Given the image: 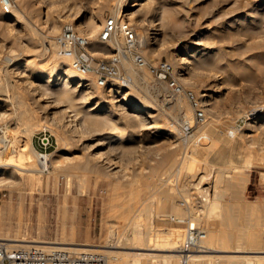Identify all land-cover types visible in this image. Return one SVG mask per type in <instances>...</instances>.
Segmentation results:
<instances>
[{
  "label": "rangeland",
  "instance_id": "rangeland-1",
  "mask_svg": "<svg viewBox=\"0 0 264 264\" xmlns=\"http://www.w3.org/2000/svg\"><path fill=\"white\" fill-rule=\"evenodd\" d=\"M102 1L104 0H11V9L14 7L15 13L19 16L15 22H8V24L6 21L9 20V14L6 15L8 12H4L0 6V75L3 70H8L7 77L14 84V89H17L15 92L26 99L24 101L34 109L36 119L44 125L38 131L47 128L50 132L53 145L47 151L51 153L52 161L49 162L54 165V169L50 172L52 166L47 168L49 170L35 172L31 183L28 175L27 179L25 178L27 181L22 182L23 185L20 182L0 185V190L6 193L5 196L0 197V227H5L6 220L9 218L12 222L20 218L21 232L26 238L60 239L64 236L66 240L75 242L105 244L110 243L109 235L113 233L115 238L120 239L118 242L122 246L112 247V249L127 253L168 252L138 248L146 247V244L152 243V240L146 241L141 236L136 240H126L125 236L133 230L142 231L147 224L152 229L151 232L170 226L184 231L181 224L165 219L160 220L154 215L155 201L162 199V194L156 193L151 184L156 178V180L165 179L163 180L165 182L171 177H167L163 169L154 170L156 166L160 168L161 159L167 156L166 153L170 154L168 157H177L176 160L178 156L181 158V155L184 158L187 157L182 161V168L186 170L191 167L204 169L203 158H207L206 160L215 166L223 164L222 160L215 158L214 151L219 149L225 150L224 154L230 156L235 164H244L243 157L238 153L242 141L236 133L241 130V126L234 117L239 112L240 115L238 114L237 118L244 117V114L251 112L252 109L256 112L264 111V30H261L262 27L264 29V0H247L249 3L246 0H142L126 9V11L134 10V16L129 22L146 38L145 45L139 48L148 64L159 59H166L172 64L176 80L184 88L193 90L199 98L205 112L203 121L195 118L194 109L185 96L178 95L171 98L172 94L165 83L162 84L159 79L151 75L147 67H144L146 75L139 78L132 75L133 69L129 70L122 65V70L129 79L125 82L112 80L119 82L122 89V93L114 94V96L108 94V86L97 85L95 76L88 73L85 74L86 82L89 83L88 88L82 89V91L88 90L87 98L76 95L70 101L57 100L50 91L39 97L43 87L57 85L58 81H54L57 79V73L53 65L61 59L55 60L46 56L42 50L41 38L36 40L32 38L31 30L45 35L55 19L54 21L59 24L58 30L54 33L56 37L64 23L71 22L75 25L72 13L79 9H81L79 14L92 10L95 15L100 10L98 13L102 12L104 20L112 13L104 7L105 1ZM20 4L23 7L20 8ZM254 28L259 31L258 34H253L251 30ZM76 29L88 35L85 28L76 27ZM92 38L90 51L96 57L109 56L114 51V45L108 40L100 41L99 38ZM96 48L101 49L102 52H96ZM204 50L211 64L210 62L203 64L196 59L195 56ZM185 52L189 53L191 62H178L179 54ZM36 71L45 75H49L51 71L53 74L51 80L47 82V79L43 78L44 81H40L33 74ZM28 81H32L33 86L40 83L42 87H39L40 89L37 87L35 92H32L31 87H28ZM203 92L207 93V96H201ZM211 95H213L212 103L204 105ZM122 97L139 105L142 116H132L131 109L123 108V101H116ZM176 97H178L177 100ZM91 104L92 106H89ZM179 104H181L180 109L176 108ZM94 105L98 107L91 111L93 116L107 114L105 110L111 111L109 115L111 120L108 119L109 122L105 123L107 125L100 127L101 129L89 131L74 129V124L82 120L84 111ZM66 106H68L67 110L71 111L65 110ZM212 106L214 107L211 109ZM8 107V105L0 106V111H4V119L7 115L5 112H10ZM188 107L191 109L190 124L192 126L188 132H185L181 125L182 121L179 122V120H181L182 108ZM205 108H209V111ZM244 109L247 111L243 112ZM213 110L214 112L218 110V114L215 112L217 118L219 115L218 119L213 116ZM69 113L76 114L72 122H69ZM52 119L56 123H53ZM211 119L214 122L217 121V127L214 128L213 133L206 134L210 127L208 121ZM34 120L35 118H32L30 122ZM57 124L59 125L56 126ZM173 125L182 132L172 134L169 129ZM205 128L206 130L201 134L200 131ZM38 131L32 138H37ZM193 133L194 139L191 137ZM100 137L103 142L93 146L95 140ZM24 139L25 137L18 133L10 146L13 147ZM196 144L199 146L198 149L194 147ZM191 145L193 147L189 148ZM201 147H208V149L204 151L205 149ZM200 150L203 153H200ZM10 154L14 161H17V152L14 150ZM231 154L236 156L233 157ZM259 155L260 158L249 161L248 166L243 168L232 167V163L230 165L226 162L228 169L236 173L244 171L247 180L245 191L241 193L242 195L240 194L241 196L236 198L225 191L220 201L223 203L222 206L231 202L248 206L244 210L245 214L238 213L239 219L234 218L237 220L235 225L238 224L243 228L241 231L244 233L240 231L243 236L257 234L260 237L257 245L264 246V222H261L264 221L261 220L264 219L261 218L264 216V180L261 176L264 172V149ZM208 172L212 174L213 169L206 172L208 176L205 175V178L209 181L212 176ZM173 178L171 177V182H168L169 185L170 183L172 185L174 181L176 184V178L175 180ZM146 182H150V185ZM187 183L191 182L187 180ZM187 183L184 184L185 191L182 189L179 191L180 188L174 183L172 185L174 188L170 187L172 192H175L174 203H181L188 198L186 205L190 203L201 218L206 220L213 217L214 215H205L201 210L202 204H199L203 201L201 193L198 189L194 190L192 185H189L192 186L190 191ZM132 188L139 190L137 192L139 195L134 191L135 196L132 197L133 195L129 194L131 193L129 189ZM187 191L189 196L183 197ZM191 192L195 194H190ZM190 195L194 198L198 197L195 200ZM191 199L197 201L195 202L197 206ZM151 201H154V206L152 203L150 205ZM253 203H259L262 206L258 210L261 211L259 215L263 214L260 220L257 218L258 213L250 209ZM180 206L181 204H178L173 211L178 210L176 213H179L182 210ZM141 211L145 213L142 214ZM166 211L173 214L171 205ZM224 212H226L225 209ZM224 212L222 210L221 213L226 215ZM215 213V216L219 215L220 219H225V216L222 217V214H219V210L218 215L217 212ZM139 217L140 220L135 222ZM218 217L212 218V221H209L210 224L207 220L195 224L201 226L203 230L205 226L211 228V224H214L212 227L217 226L221 233L227 229L230 232L235 226L232 222L235 221L234 219L229 221L232 223L231 226L227 223L228 226L225 223L221 224L222 221H219ZM217 221L220 224L215 225ZM234 229L231 231L232 234H238L240 228L237 229L238 233ZM243 240L246 241V238ZM126 241L129 245L134 244L135 247L123 246L126 245L124 243ZM233 244H236L235 236L231 238L230 245ZM242 245L250 246L246 242ZM130 258L131 256H128L124 259ZM150 260L149 262L146 256H141L142 264H174L172 259H164L160 255ZM199 263L226 264L227 259L207 258ZM241 263L242 261L239 262Z\"/></svg>",
  "mask_w": 264,
  "mask_h": 264
},
{
  "label": "bare ground",
  "instance_id": "bare-ground-1",
  "mask_svg": "<svg viewBox=\"0 0 264 264\" xmlns=\"http://www.w3.org/2000/svg\"><path fill=\"white\" fill-rule=\"evenodd\" d=\"M104 1H102V2H104V7H106L107 9H109L111 11V13H112L111 16H114L117 20H120V19L128 20L129 19L128 21L132 20V17L134 16V10L126 11V9L142 2V0H104ZM251 4H252V2H251ZM21 5L22 4H20V8L23 7ZM77 8H79V7H77ZM97 9L99 10L100 8L98 7ZM76 11L77 12H73L74 14L72 13V15H73L72 19L75 20L74 26L75 27H83L88 31V35L91 38H89V36L86 34H85V36L89 39V42L91 44L92 39H93L92 37L99 38V33L101 31V28L103 27V24H104L106 18L103 20L102 12L98 13L100 10L97 12L96 15L93 14L92 10H86L82 14H79V11H81V9L76 10ZM7 14H9L8 15L9 20L6 21L7 22L6 24H8V22L9 23L15 22L17 17L19 16L18 14L15 13L14 7H12V9L10 8L8 13H6V15ZM54 20L55 19H53L52 24L50 23L51 25L48 28L49 30L47 29L45 35H40L34 30H31V32H30L32 38H34L35 40L41 38L42 50L46 54V56L52 57L55 60H57L58 58L61 59L59 62L57 61V63H54V65H53V67L56 69V73H57V79L54 80L55 82L58 81V83H56L57 85L52 86L50 84L51 86H48L45 88L43 87L39 93L40 94L39 97L44 95V93H47L48 91H50V93H52L54 95L55 99H57V100H68V101H70L76 95H79L80 98H87L88 96L86 94H87L88 90L86 89L87 91L86 90L82 91L83 88H88V84H89L88 82H86L85 74L80 73L74 67L73 61H72L73 57L63 56L58 51V43H57V36L58 35L55 37L54 33H56V31L58 30L59 24H57ZM255 29L256 28L253 29L254 31L250 29L252 32H254L253 34H256L257 32H259L257 29L255 32ZM261 30H264L263 27ZM245 31H247V30H245ZM249 32L250 31L248 29V33ZM259 36H261V35H259ZM140 38H142V39L140 40ZM46 41H47V43H45ZM108 41L114 45L115 49L118 47L119 48L121 47L120 45L122 44L123 36H122V33L119 31V29H117L114 32L112 38H110ZM145 43H146L145 36H143V34H141L137 30V47H138V49L140 50V48L142 46H144ZM96 50H97V48H96ZM96 52H102V50L98 49ZM110 55H111V53L109 54V56ZM195 57L197 60H199L203 64H206V63L209 64V62H210V58L207 57L205 50L202 51L201 53L197 54V56H195ZM122 58H123L122 65L129 70L133 69L132 75L134 77L137 76L140 78L141 76L146 75L144 67L138 66L134 62L132 56H130L129 54H124V55H122ZM66 60H67V62H65ZM190 60H191V58H189L188 52H185L184 54H181V55L179 54V56L177 57V61L178 62L180 61L181 63H189V62H191ZM211 63L212 62H210V64ZM19 65H20V63L18 64V66ZM190 71H188V73H190ZM7 72H8V70L5 69L2 71V74L0 75V106L8 105L9 107L7 109L10 111L9 113L5 112V114H7L6 119H4V117H5L4 111H0V129H2L0 131V185L5 184V183L6 184L7 183L8 184H13V183L16 184L17 182H20V184H22V182H24L27 179L26 177L28 175H29V179L31 180L30 181V183H31L33 178H34L35 172H37V171L39 173L42 172L44 165L47 168L52 166V168H50V170L47 169L50 172L54 169V165H51L52 162H49V161H52V160H50L51 153L40 155L38 149H36L37 147L35 148L34 145L32 144L33 134L36 131H38V129L41 126L43 127L44 125L42 123H40L39 119H36L37 116L34 112V109L32 107H30L31 105L30 106L27 105L28 104L27 102H26L27 104L25 103L26 99L22 98L20 95H18L15 92V91H17V89L16 88L14 89V84H12V82H10L8 80L9 77H7ZM33 74L35 77L37 76L40 81H44L43 78H46L47 82L51 80L50 78L53 75L51 73V71H50L49 75H45L44 73H39L38 71L34 72ZM250 74H251V72H250ZM250 77H252V76L250 75ZM115 81H117V80H115ZM31 82L32 81H28V84H29L28 87H31L32 92H35L37 87L38 88L42 87V84H40V83H39V85L33 86ZM160 82L162 84H164L163 81L160 80ZM95 83L97 84L96 80H95ZM118 83L111 81L108 83V85H106V86H108L107 91L109 92L108 93L109 95L114 96V94L122 93L121 86ZM46 89H48V90H46ZM171 94H172L171 98H173V96L179 95V94L176 95L173 93H171ZM204 95L207 96V93L203 92L201 94V96H204ZM212 97H213V95H211V97H209V99L204 103V105L211 104L212 103L211 99H213ZM177 98L178 97H176L175 99L177 100ZM24 99H25V101H24ZM116 101H123L122 107L125 109H131L132 113H130V114L132 116H142L143 113H140V109L138 108L139 105H136L131 100L122 97V98L116 99ZM176 104H177V102L174 104V106ZM89 106H92V104ZM97 107H98V105H94L93 107L87 108L83 113L84 115H83L82 120H80L79 122H76L75 124L73 123L75 125L74 129L80 128V129H83V131L84 130L89 131V130H97L102 126H106L107 124H105V123L109 122L108 119L110 118L109 115H110L111 111L105 110V113L108 112L107 114L100 115V116L99 115L93 116L91 111L96 109ZM213 107L214 106H212L211 109ZM67 108H68V106H66L64 109L67 110ZM176 108L180 109L181 104L177 105ZM205 110L209 111V108H205ZM214 110H216V108ZM214 110L212 111V114L214 113L213 116H216V119H218L219 118V115L217 118L218 110L215 111L217 114H215ZM252 110H251V112L249 111V113H245L244 117L237 118L238 114L240 112L237 113L236 117H234L238 120V125L241 126L240 127L241 130L236 131V133L238 134V136L240 137V139L242 141V144H241V147H240V150L238 151V153L243 157V160H244L243 165L235 164V162H232V159L230 156H229L230 157L229 158L228 155L224 154L225 150L222 151L223 149H219L217 151H214V154L216 156L215 158L218 157L219 160H222L223 164H218L215 166V165L209 163L206 160L207 158H205V159L203 158L202 160H204L203 162L205 165V166H203L204 169H200V167H196V169H194L191 167L190 169L186 170L185 168L184 169L182 168V164H183L182 161L187 159V157L184 158V156L182 157V155H181V158H180V156H178V159H177L178 161H177L176 160L177 157H170V156L168 157L169 153H166L167 156H165V157H163V159H161V162H160L161 164L159 163L160 168H158L157 166L155 167L156 169L154 168V170L163 169L164 173L166 174L167 177L171 176V177L176 178V184H175V181L173 183L176 185V187L180 188L179 191H182V190L185 191L184 190V186H185L184 184H185V182L187 183V180H188V182L190 181L191 182L190 184L187 183L188 189L193 186L194 190L198 189V191L201 193V195L200 194H198V195H200L202 197L203 201L201 199L202 203H199V204L200 205L202 204L201 210L205 213V215L207 214L208 216H211V215L215 216V214H216L215 212H217V215H218V210H219V214L220 215L222 214V217L225 216L224 217L225 219H223V218L220 219L221 216L218 217L219 215L215 216V217H218L219 221L220 220L222 221L221 224L225 223L228 226H229V224H230V226L232 225V223H230L232 221L231 219H234V218L239 219L240 216L239 217H237V216L239 214L241 215V213H244L245 208H248V206L246 204H237V203L232 204V202H231V204L226 202L227 204L226 205L224 204L222 206L223 203H221L220 198H221V195L223 194V192L228 191L231 196L237 198V197L241 196L243 194V192L245 191V185H246V180H247V176H246L244 171H240L239 173L238 172L236 173V172H234V170L228 169L227 164L230 163V165H231V163H232V167H239V168L246 167V166H248L249 161H251L253 159L260 158L261 156L259 154L264 149V111L256 112L255 110H253V111ZM67 111H71V110L68 109ZM246 111H247V109L243 110V112H246ZM190 112H191V109L189 107L188 108H182V110H181L182 114L180 116L181 120H179L177 118L179 120V122L182 121L181 125H184V124L191 125L190 123L192 120L191 119L192 115ZM130 114H129V116H131ZM75 115H76L75 113H69L68 114V116H70L69 122H72L75 120ZM32 118H35V120L30 122V120ZM213 118H215V117H213ZM110 120H111V118H110ZM52 122L56 123V121H54V119H52ZM216 122L212 121V119L210 121H208V124H209L208 126H210V127L208 129V132H206V134L207 133L209 134V132L211 133L214 130V128L217 127ZM58 125L59 124H57L56 126H58ZM112 126H114V125L112 124ZM78 129H76V130H78ZM169 130H170V132H172V134L173 133L179 134L182 132L179 128L175 127L174 125L172 127H170ZM205 130H206V128L204 130L200 131V133L202 134V132ZM18 133H20L21 136L25 137V139L22 140L20 143H16L13 147H11L10 144H12L13 138ZM12 134L14 136H12ZM183 136L185 137V135H183ZM193 136H194V133H193V135H191V137L193 138ZM174 137H175V135H174ZM184 137H183V139L182 138L181 139L184 140L185 139ZM191 137H190V139H191ZM199 137H197V138H199ZM33 139H34V137H33ZM102 142L103 141H102L101 137L97 138L95 140V142L93 143V146H97V145L101 144ZM179 142H177V143H179ZM180 143H182V142H180ZM206 146H208V145L206 144ZM192 147L193 146L191 145L189 148H192ZM194 147L196 149L199 148V146H197V144ZM208 147H201V148L203 150L205 149L204 151H206V148L208 149ZM231 148H233V147H231ZM14 150L17 152V161H14L12 154H10V152H12ZM191 152H193V151H191ZM234 152H235V148H234ZM200 153H203V152L201 151ZM228 153H229V151H228ZM191 154H190V156H191ZM205 156H203V157H205ZM234 156H236V155H234ZM239 159H240V157H239ZM38 160H39V163H38ZM198 160H200V159H198ZM196 162H198V161H196ZM226 162H228V163L226 164ZM176 163H178V164H176ZM175 164H176V166L174 167ZM184 164L186 165V162ZM201 168H202V166H201ZM211 168L213 169V173L211 174L210 172H208L212 176L211 180L208 181L205 178V175H207L206 172L209 171V169H211ZM261 176H262V179L264 180V172H262ZM171 177L169 178L170 181H168L169 179H167V181H165V182L163 181L165 179H163V180L159 179V178H158V180H156L157 178L155 180L153 179L154 181L152 182L151 185H153L155 192L162 194V199H158L157 201H155L156 207H154V215L159 217L160 220L161 219L170 220L169 217L171 214L169 212H167L166 209L171 205V209L173 211V209H175L178 204L179 205L181 204L180 207L182 208V210L179 209L181 212L179 211V213H176V212H178V210L175 211L176 210L175 209L174 210L175 215L178 214L179 217H187L188 221H191L194 224L199 223V222L203 223L206 220L208 223H209V221H212L211 219L215 218L214 216L211 218H206V220H205L204 218H201V216H199V214H197V210L193 209L190 206V203H189V205L188 204L186 205V203H188V198H186L182 202L180 201L181 203H178V204L174 203L175 198L173 199V196H174L175 192H172V190L170 189V187L174 188V187H172L173 183H172V185L170 183L171 186L168 183V182H171ZM173 179H172V181H173ZM205 180L208 182L206 183ZM149 183L150 182H146L147 185H150ZM164 183H166V184H164ZM189 185H192V186H189ZM129 190L131 191V193H129V194H132L133 196L129 195V194H128V196L134 197L135 192L137 195H139V193H137L139 190H133V188L129 189ZM175 191H176V189H175ZM188 191L184 193V196L183 195L182 196L188 197L189 196ZM190 191H191V188H190ZM192 192H194L193 188H192ZM192 192L190 194H195ZM197 192H196V194H197ZM179 194H180V192H179ZM183 197H182V199H183ZM191 197L196 200V198L198 196L195 198H194V196H191ZM193 199H191V200L193 201ZM195 200L193 201L194 203L197 202ZM189 201H190V198H189ZM153 202L154 201H151L150 205L152 203V206H154ZM193 202H192V204H193ZM220 203H221V209L219 207ZM196 206H197V204H196ZM222 208H224L226 212H224V209H222ZM261 208H262V206H260L259 203H255V204L253 203L250 206V209H252L253 212L256 211V213H258L257 215H259V212H261V211H258ZM19 210H20V208H19ZM222 210L224 213H226V215H223V213H221ZM174 211H173V214H174ZM263 212H264V210H263ZM141 213H142V211H141ZM144 213H142V214H144ZM139 215H141V214H139ZM262 215L263 214H260L259 216H257V218L260 220V216H262ZM243 218H244V216H243ZM261 218H264V216H262ZM138 220H140V217L137 218V220H135V222H137ZM224 220L226 222H223ZM227 220H228V222H227ZM234 220L236 222L232 221L233 225H235L237 223V220L236 219H234ZM261 220H264V219H261ZM6 221H7V223L5 221H3V222L6 223L7 225L5 227L3 226L2 228L0 227V239L10 241L9 243L12 245L21 244V243H23V244L24 243L25 244H31V243L33 244L34 243V244H41V245H62V246H65L67 248H72L74 250H79V249L89 248V247H97L96 249L100 248L101 251H104L106 253L107 264H134V263L142 264L141 256H146L150 262L151 261L150 258L156 257L158 255L162 256L164 259H168V260L172 259L174 264H181L180 263V256L181 255L179 253V251H180L179 248H180V244L184 238V231H182L181 229H179L177 227H171L170 226V227H165L164 229H156V230H154V232H151L152 229L147 224L146 226H144L142 231L141 230H133L132 232H130V234H127L125 236L126 240H129V239L136 240L140 236L143 237L146 241L152 240V243H147L146 247H138V248L158 249V250H163V251L167 250L168 252H162V253H156V252H153V253H151V252L127 253L125 251H119V250L112 249V247L122 246V245H120L121 243L118 242V241H120V239L115 238L113 233H111L109 235V242L110 243H105V244H93V243H89V242H75L72 240H66L64 236L61 237L60 239L26 238L24 236V234L21 232L22 220L20 218H18L16 222H12V220L10 218L7 219ZM219 221H217L215 225H217V223ZM261 222L263 223L264 221H261ZM227 223H229V224H227ZM218 224H220V223H218ZM212 225L214 226V224H211V228H208L207 226H205V228H204L205 236L202 240L204 248L201 249L199 252H195V253L191 254V257H190L188 264H200L199 263L200 261L207 259V258H220V259L224 258V259H227L226 264H239L240 261H242L241 264H260V262H264V246H258L257 245L260 242V237L257 234H253V235L252 234H249V235L244 234L245 236H243V234L240 233L241 229L243 230V228L239 227L238 224H237V226L235 225L237 228L234 226L232 228V230L229 229V231L230 230L233 231V229L235 228L234 231L236 230L238 233L237 229L240 228L239 233L236 235L232 234L233 232H231V231L228 232V229H227V231L225 230L226 232L223 231L221 233V231L218 230V228H216L217 226L212 227ZM241 232H243V231H241ZM234 233H236V232H234ZM234 236L236 239V244L230 245L231 244V238L232 237L234 238ZM243 237L246 238V241L243 240L244 239ZM115 241H116V244H115ZM245 242L247 244H249L250 246L242 245ZM124 243L126 245H123V246H126V247L128 246L130 248L135 247L134 244L129 245L127 241ZM109 247H111V248H109ZM220 252H222V253H220ZM128 256H131V258L125 260L124 258L128 257Z\"/></svg>",
  "mask_w": 264,
  "mask_h": 264
},
{
  "label": "built area",
  "instance_id": "built-area-1",
  "mask_svg": "<svg viewBox=\"0 0 264 264\" xmlns=\"http://www.w3.org/2000/svg\"><path fill=\"white\" fill-rule=\"evenodd\" d=\"M3 11L11 8V0H0ZM119 29L123 41L121 47L111 52L110 56L96 57L90 51L89 39L80 33L73 23H64L57 36L58 51L63 56L73 57L74 67L82 74L92 73L99 86H106L112 80L128 81L129 76L122 70V55L129 54L140 67H147L150 74L163 81L167 89L173 94L185 96L194 109L197 120L205 119V112L199 98L193 90L184 88L174 75L172 64L166 59H159L148 64L147 60L137 47V30L126 19L117 20L114 16L106 18L99 33L100 41L112 38L114 32ZM192 125H183V131L188 132ZM37 139L40 145L39 154L50 153L47 151L53 145L50 132L47 128L39 130ZM47 169L44 165L43 170ZM42 170V171H43ZM6 193L0 190V197ZM171 222L181 224L184 230V238L180 244V263L188 264L191 254L204 248L202 240L205 231L198 224L188 221L187 217H179L171 214ZM0 264H107V257L100 249L83 248L74 250L62 245L41 244H15L0 239Z\"/></svg>",
  "mask_w": 264,
  "mask_h": 264
},
{
  "label": "crops",
  "instance_id": "crops-1",
  "mask_svg": "<svg viewBox=\"0 0 264 264\" xmlns=\"http://www.w3.org/2000/svg\"><path fill=\"white\" fill-rule=\"evenodd\" d=\"M34 139L32 138V144L34 145L35 148L37 147L36 149L40 148L38 139L36 137Z\"/></svg>",
  "mask_w": 264,
  "mask_h": 264
}]
</instances>
